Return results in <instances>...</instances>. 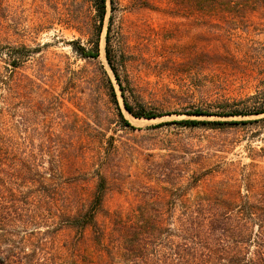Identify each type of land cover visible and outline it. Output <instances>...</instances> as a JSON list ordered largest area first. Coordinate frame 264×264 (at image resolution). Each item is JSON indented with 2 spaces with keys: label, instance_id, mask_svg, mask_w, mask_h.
Wrapping results in <instances>:
<instances>
[{
  "label": "rangeland",
  "instance_id": "374dc122",
  "mask_svg": "<svg viewBox=\"0 0 264 264\" xmlns=\"http://www.w3.org/2000/svg\"><path fill=\"white\" fill-rule=\"evenodd\" d=\"M106 7L99 61L134 128L118 116L95 61L72 50V41L88 40L95 15L90 0H0V48L25 44L39 50L14 72L4 129L35 146L43 137L55 141L62 173L55 213L85 205L99 173L108 184L99 220L108 227L120 209L136 210L152 197L166 201V188L191 187L189 198L217 190L252 157L255 169L264 171V122H184L258 118L187 113H217L256 92L264 79V0H107ZM110 17L113 52L133 87L130 103L161 117L138 119L125 110L105 57ZM70 77L74 83L66 82ZM45 238L53 264H76L78 251L87 249L69 228Z\"/></svg>",
  "mask_w": 264,
  "mask_h": 264
},
{
  "label": "trees",
  "instance_id": "16d2710c",
  "mask_svg": "<svg viewBox=\"0 0 264 264\" xmlns=\"http://www.w3.org/2000/svg\"><path fill=\"white\" fill-rule=\"evenodd\" d=\"M90 1L95 15L87 31L88 40L72 41V50L87 62L95 61L98 81L108 92L118 116L126 126L134 128L122 112L112 77L99 61L107 0ZM111 22L112 17L105 34V57L125 110L138 119L161 117L162 114L130 103L127 94L133 87L124 79L123 62L113 52ZM38 51L25 44L0 48V264H53L45 237L66 228L74 231L78 245H87L86 250L78 251L76 264H264V171L255 169L253 157L251 163L220 180L217 190L189 198L191 187L166 188V201L152 197L136 210L120 209L108 227L99 220L105 212L108 189L107 180L100 173L93 197L85 205L75 213L58 208L56 212L60 214L55 213V197L62 181L55 141L43 137L35 146L33 142L11 138L4 129L9 91L17 83L14 72ZM73 77L66 82L74 83ZM227 106L217 113L196 108L187 114L258 118L184 122L189 126L264 122V79H259L254 94ZM199 180V176L193 177L191 184L196 186ZM41 226L45 228L42 230ZM37 237L41 240L37 241Z\"/></svg>",
  "mask_w": 264,
  "mask_h": 264
},
{
  "label": "bare ground",
  "instance_id": "6f19581e",
  "mask_svg": "<svg viewBox=\"0 0 264 264\" xmlns=\"http://www.w3.org/2000/svg\"><path fill=\"white\" fill-rule=\"evenodd\" d=\"M136 120H138V119H136Z\"/></svg>",
  "mask_w": 264,
  "mask_h": 264
}]
</instances>
